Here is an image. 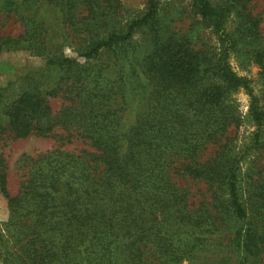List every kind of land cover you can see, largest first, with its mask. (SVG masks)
Returning <instances> with one entry per match:
<instances>
[{
    "label": "trees",
    "instance_id": "trees-1",
    "mask_svg": "<svg viewBox=\"0 0 264 264\" xmlns=\"http://www.w3.org/2000/svg\"><path fill=\"white\" fill-rule=\"evenodd\" d=\"M251 1L146 0L125 19L122 0H0V20L12 17L24 27L14 36L0 23V53L29 48L61 72L49 88L24 92L4 108L0 93V142L6 132L48 137L58 126L66 133L55 148L23 156L16 194L0 154V192L10 215L0 233L4 264H263L264 108L251 79L230 63L244 39L264 81V35ZM41 3L57 11L61 33L33 9ZM188 9L196 22H213L215 44L197 49L196 28L176 30ZM232 12L241 38L228 28ZM144 27L154 48L133 80L150 87L129 120L134 99L122 58L104 61L101 54ZM68 39L75 57L57 52ZM240 89L251 97L247 116L255 126L247 182L242 161L251 147L243 153L228 134L243 121L231 99ZM58 96L67 104L53 114L49 98ZM68 143L75 147L64 148ZM208 145L218 149L202 160ZM187 181L206 183L210 199L192 200ZM228 229L235 257L206 256L209 245L225 247Z\"/></svg>",
    "mask_w": 264,
    "mask_h": 264
},
{
    "label": "rangeland",
    "instance_id": "rangeland-1",
    "mask_svg": "<svg viewBox=\"0 0 264 264\" xmlns=\"http://www.w3.org/2000/svg\"><path fill=\"white\" fill-rule=\"evenodd\" d=\"M190 0H176V4L184 5L188 4ZM221 0H212L213 3H218ZM125 6V19H132L136 17L140 11L144 8L146 0H122ZM249 10L261 17L260 30L264 35V0H252L247 4ZM33 9L37 10L41 18H45L48 24L55 29V31L61 30L59 28L62 26L59 24L58 13L53 9L51 5L47 3H41L35 5ZM2 31L5 34H11L17 36L23 32V25L20 21L12 17H4L0 20ZM176 30L181 33H187L191 31V28H196V38H194V43H196V48H204L206 45H213L217 41V35L214 33V27L212 21H199L196 19L193 13L188 9L183 15L177 18L174 23ZM239 19L236 17L235 13L232 15L228 21V28L230 30H236L235 35L240 36L238 31ZM58 33V34H59ZM241 38V36L239 37ZM243 40L240 43V50L238 52H233L230 57V63L239 74L245 75L252 81V86L254 88V93L259 98L260 105L264 108V81L259 75V67L254 64L251 60V52H253V47L248 44H243ZM71 39L66 41V44H62L58 53H62L65 56L75 57L77 54L73 48L74 44ZM154 48V41L152 38V33L150 27H144L136 31L132 38H130L124 46L116 49L115 51H103L101 54V59L104 61H115L117 57L122 58L121 68L125 76L128 91L131 97H133L134 102L130 106L128 111V119L133 120L136 114V104L138 101H143L142 95L146 92L144 89L147 85V91L150 87L148 82L133 80L134 70L138 72L142 69L143 58L150 54ZM60 69L55 66L47 65V58L43 55L37 54V52L32 51L27 48H20L14 50H7L0 53V93L2 97V108L10 103L12 100L20 96L24 92L35 91L40 92L43 88L50 87L53 85L54 81L58 79L60 75ZM51 108L53 114L61 109L67 101L62 97H50ZM231 99L238 105L240 114L242 115V123L240 127L231 126L228 130L230 136L236 137V147L237 149H243V153L247 152L248 148L251 147L252 152L245 155V160L242 161V168L244 176L247 182L248 173L250 171V165L254 158V147L252 142V132L255 129L253 122L248 119L249 107L251 97L244 90L240 89L232 93ZM0 121L6 123V119L3 114H0ZM54 136H42L37 134H31L23 138H14L9 132H6L3 139L0 142V154L6 159L8 165V187L12 194H16L20 188V183L24 178V170L22 169V158L24 155L35 156L38 153L45 152L55 148L61 141L60 136L66 133L61 127L54 128ZM78 146H82L80 142H77ZM75 145L73 143H68L64 148L72 149ZM218 145H208L206 150H204L202 155V160H205L212 155H215ZM262 155L259 158V163L264 161V151L261 152ZM256 177V176H255ZM244 179V177H243ZM181 182H184L180 180ZM192 192V200L199 201L203 199H210V192L208 191V186L204 182L198 181H187ZM9 208L7 200L3 197L0 192V233H5L3 229L4 223L9 219ZM223 237L225 247H215L214 245H209L206 247L204 252L206 256H212V253L216 255H231L235 257L236 253L239 252L237 248L234 249L229 242V237L231 236V230L228 229ZM212 243V242H211ZM1 249V248H0ZM1 252V250H0ZM3 256L0 254V264H4ZM199 261H186L184 264H200ZM261 262L264 264V254H262Z\"/></svg>",
    "mask_w": 264,
    "mask_h": 264
}]
</instances>
